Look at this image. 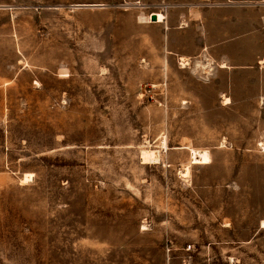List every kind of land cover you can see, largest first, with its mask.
<instances>
[{"label":"rangeland","instance_id":"obj_1","mask_svg":"<svg viewBox=\"0 0 264 264\" xmlns=\"http://www.w3.org/2000/svg\"><path fill=\"white\" fill-rule=\"evenodd\" d=\"M138 2L0 0V264H264V144L214 140Z\"/></svg>","mask_w":264,"mask_h":264},{"label":"crops","instance_id":"obj_2","mask_svg":"<svg viewBox=\"0 0 264 264\" xmlns=\"http://www.w3.org/2000/svg\"><path fill=\"white\" fill-rule=\"evenodd\" d=\"M137 1L151 19L143 26L156 32V72L163 79L171 70L185 71L203 89V100L196 89L193 104L203 110L205 128L210 120L214 140H229L225 117L231 114L251 147L264 144V0ZM183 61L189 65L181 67ZM205 150L211 158L213 150Z\"/></svg>","mask_w":264,"mask_h":264},{"label":"bare ground","instance_id":"obj_3","mask_svg":"<svg viewBox=\"0 0 264 264\" xmlns=\"http://www.w3.org/2000/svg\"><path fill=\"white\" fill-rule=\"evenodd\" d=\"M157 17H158L160 20L163 19V15H160V14H159ZM162 21H163V20H162ZM163 146H164L165 148H167V141H166V140L163 141ZM157 151H158V150H157ZM157 151H152V152H151V151L148 150V151L144 152V153H143V155H144V159H149V160H150V159L152 158V159H154V160H157V159H158V157H157L158 152H157ZM28 178H30V175H27V176H26V180H27Z\"/></svg>","mask_w":264,"mask_h":264},{"label":"built area","instance_id":"obj_4","mask_svg":"<svg viewBox=\"0 0 264 264\" xmlns=\"http://www.w3.org/2000/svg\"><path fill=\"white\" fill-rule=\"evenodd\" d=\"M191 249H192V245H189L187 251H190Z\"/></svg>","mask_w":264,"mask_h":264},{"label":"water","instance_id":"obj_5","mask_svg":"<svg viewBox=\"0 0 264 264\" xmlns=\"http://www.w3.org/2000/svg\"><path fill=\"white\" fill-rule=\"evenodd\" d=\"M152 20H153V21H155V20H156V17H155V16H153V17H152Z\"/></svg>","mask_w":264,"mask_h":264}]
</instances>
